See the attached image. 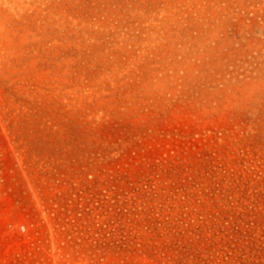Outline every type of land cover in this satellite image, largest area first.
Returning a JSON list of instances; mask_svg holds the SVG:
<instances>
[{
  "label": "rangeland",
  "instance_id": "374dc122",
  "mask_svg": "<svg viewBox=\"0 0 264 264\" xmlns=\"http://www.w3.org/2000/svg\"><path fill=\"white\" fill-rule=\"evenodd\" d=\"M0 264H264V0H0Z\"/></svg>",
  "mask_w": 264,
  "mask_h": 264
}]
</instances>
